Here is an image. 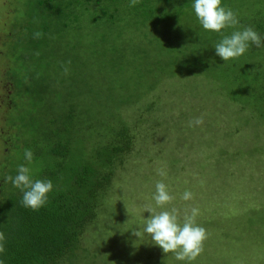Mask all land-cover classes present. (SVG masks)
I'll return each instance as SVG.
<instances>
[{
	"label": "rangeland",
	"instance_id": "rangeland-1",
	"mask_svg": "<svg viewBox=\"0 0 264 264\" xmlns=\"http://www.w3.org/2000/svg\"><path fill=\"white\" fill-rule=\"evenodd\" d=\"M231 2L245 17L256 16L264 23V0ZM29 7V0H0V129L8 131L6 126L18 113L8 101L12 91L4 81L7 68L12 76L26 73L39 82L54 84L56 78L60 82L68 79L66 89L73 79L86 78L91 82L88 86L94 85L87 77L95 76V72L98 75L100 70L87 68L95 38L85 32L86 22L78 35L53 31L43 49L49 60L38 66L33 65L37 60L20 61L14 51L16 37H9V30L23 32ZM123 20L109 42L116 38L119 47H131L137 54L143 51L146 70L151 73L144 76L147 72L140 67L121 62L124 70L115 73L116 83L101 81L105 102L95 103L101 112L100 125L109 122L116 128L122 118L126 119L135 128L136 144L132 156L115 174L113 190L99 211L96 225L84 237L78 264H264V102L258 92L249 94L254 76L264 72V45H254L248 55L231 60L230 67L234 66L239 79L236 86L214 78L207 69L186 71L176 67L167 71L160 67L158 58L162 57L160 64L170 59L167 56L164 60V55L155 50L164 30L146 29L149 24L142 25L136 18L131 21L124 16ZM172 24L175 28L169 33L174 43L183 45L187 40L201 49L188 57L196 61L203 55L217 57L213 43L218 42L212 33L196 31L185 18ZM186 43L178 50H183ZM127 58L130 60L129 55ZM105 68L101 74L110 75V66ZM131 75L135 77L128 80ZM15 101L17 109L22 110V99L16 97ZM32 117L36 119L34 114ZM197 118L202 123L191 124ZM2 138L0 132V168L7 150ZM111 139L93 135L89 145L106 144ZM158 182L167 186L172 197L162 207L153 200ZM185 191L191 193L187 201L182 199ZM149 208L154 214L174 209L180 224L192 208L198 210L195 224L205 229L206 239L194 260H177L174 253L165 254L152 244L150 236L142 231L151 215ZM137 230L140 238L133 234Z\"/></svg>",
	"mask_w": 264,
	"mask_h": 264
},
{
	"label": "trees",
	"instance_id": "trees-1",
	"mask_svg": "<svg viewBox=\"0 0 264 264\" xmlns=\"http://www.w3.org/2000/svg\"><path fill=\"white\" fill-rule=\"evenodd\" d=\"M221 2L236 14L239 23L216 33L202 29L192 9V0H137L134 6L130 5V0H29L30 13L23 32L9 30V37H16L14 51L20 61L37 60L33 65L38 66L49 60L43 49L53 31L78 35L86 22L85 32L95 38L93 50L87 56V68L100 70L98 75L95 72V76L87 77L94 81V85L88 86L91 82L86 78L81 81L73 79L67 89L68 79L60 82L56 78L53 84L29 79L26 73L21 77L15 73L12 76L8 73L9 68L5 70L4 81H8L12 91L8 101L18 116L6 126L9 131L0 129L7 149L0 175V264H78L81 259L84 237L96 225L99 211L113 190L115 174L132 156L136 144L135 128L126 119L122 118L116 128L109 122L100 125L101 112L97 111L99 108L95 103L99 101L103 105L105 102L101 81L108 79L109 83L111 80L116 83L115 73L124 70L121 62L140 67L142 72H147L144 76L151 73L146 70L143 51L137 54L131 52V47H119L116 38L113 43L109 42L124 16L131 21L139 19L142 25L149 24L146 29L164 30L155 50L164 55V60L167 56L170 59L160 64L162 57L158 58L156 64L160 67L167 71L176 67L186 71L207 69L214 78L238 86L239 79L233 72L234 66L230 67L231 60L224 63L218 56L206 55L199 57L198 61L193 60L188 56L201 50L198 44L184 40V44L187 43L179 51L184 44L174 43L169 33L175 28L174 20L185 18L196 31L212 33L218 43L223 36L236 31V27L240 30L251 27L261 38L264 37L261 20L256 16L245 17L231 0ZM36 33L40 35L36 36ZM253 46L249 43L242 57L248 55ZM126 52L130 53V60ZM107 66H110V75L103 76L101 72ZM216 71H222V74L214 75ZM86 72L90 74L88 70ZM133 77L131 75L128 80ZM152 89L150 92H154ZM254 92H258L263 97L260 101L264 102V72L254 76L249 94ZM16 97L22 99V110L17 109ZM32 114L36 119L33 120ZM97 124L100 126L98 131L95 129ZM93 135L113 139L90 147ZM26 150L33 153L31 163L24 158ZM22 164L30 169L33 180H50L53 184L46 203L37 211L22 206L23 193L10 179Z\"/></svg>",
	"mask_w": 264,
	"mask_h": 264
},
{
	"label": "clouds",
	"instance_id": "clouds-1",
	"mask_svg": "<svg viewBox=\"0 0 264 264\" xmlns=\"http://www.w3.org/2000/svg\"><path fill=\"white\" fill-rule=\"evenodd\" d=\"M136 2L137 0H130V5L134 6ZM192 9L197 21L205 31L220 33L223 29L239 23L236 14L230 8L226 9L221 0H192ZM35 35L39 36L40 33ZM249 43L256 47L264 45V40L251 27L223 36L220 42L214 45L215 53L225 63L245 54ZM201 123L200 118L191 122L196 126ZM24 158L31 163L33 153L26 150ZM10 179L13 186L19 188L23 193L22 206L33 211L44 206L48 194L53 190V184L50 180H33L30 169L23 164L17 167L16 175ZM171 199L167 186L158 182L153 195L155 204L162 207L168 204ZM182 199L185 201L191 199V193L185 191ZM147 212L151 215L146 219L147 222L142 231L150 236L152 244L160 247L165 254L174 253L176 259L180 261H192L200 254L203 241L206 239V232L203 227L195 224V217L198 213L196 208L191 209V214L184 217L182 224L178 223L174 209L171 212L161 211L154 214L149 208ZM133 234L140 238L141 232L137 230Z\"/></svg>",
	"mask_w": 264,
	"mask_h": 264
}]
</instances>
